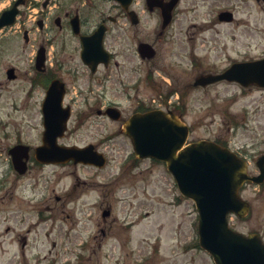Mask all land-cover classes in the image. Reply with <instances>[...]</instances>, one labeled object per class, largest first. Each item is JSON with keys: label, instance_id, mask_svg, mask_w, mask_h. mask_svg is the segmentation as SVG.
I'll list each match as a JSON object with an SVG mask.
<instances>
[{"label": "rangeland", "instance_id": "374dc122", "mask_svg": "<svg viewBox=\"0 0 264 264\" xmlns=\"http://www.w3.org/2000/svg\"><path fill=\"white\" fill-rule=\"evenodd\" d=\"M140 1V12H148ZM105 7L108 13L119 11L110 0ZM224 10L234 13L231 24L218 21ZM177 13L187 20L182 70L187 78L185 120L190 140L218 135L230 140L231 126V148L246 152L250 173L257 174L255 162L264 153V88L222 82L203 92L192 84L202 72H221L234 61L264 55V2L182 0ZM30 59L13 60L11 65L22 75L31 71ZM4 83L0 85V264H214L198 245L193 201L180 194L165 165L128 160L133 154L130 142L115 132L116 124L102 117L79 129L77 118H72L67 137L59 143L84 146L110 138L99 147L108 157L106 167L43 166L31 158L28 172L17 174L6 150L19 136L33 148L32 154L41 145L40 97L35 104L29 102L31 108L16 111L15 106L25 104L23 82ZM241 195L250 202L251 213L244 220L233 216L231 226L244 234L257 233L264 241V185H248ZM106 209L112 214L104 220ZM11 212L16 221L9 220ZM24 237L28 244L22 248Z\"/></svg>", "mask_w": 264, "mask_h": 264}, {"label": "flooded vegetation", "instance_id": "af4514ba", "mask_svg": "<svg viewBox=\"0 0 264 264\" xmlns=\"http://www.w3.org/2000/svg\"><path fill=\"white\" fill-rule=\"evenodd\" d=\"M18 1L21 4L17 7L14 22L7 25L6 19H2L3 13L11 10ZM106 1L109 0H0V85H5L7 81L23 82L25 104L20 108L15 106L16 111L31 108L29 102L35 104L40 97L37 105L43 126L42 104L46 91L53 81L59 80L64 85L63 108L71 112L69 126L72 118H77L76 129H79L86 123L89 125L90 120L96 121L102 117L116 124L115 132L132 145L130 138L122 132L133 115L155 110L173 112L182 117L187 115L188 87L182 70V59L186 57L187 50L182 34L187 28V20L177 13L182 0L170 13L168 23H165L162 8L156 5L151 8L150 0L143 2L148 11L145 13L138 9L140 0H132L126 9L115 2L119 9L117 13L107 12ZM151 1L160 3L170 0ZM234 1L238 4L264 2ZM149 12L155 13V16ZM84 38L87 40V49ZM145 45L151 49H143ZM150 51L154 53L151 58L147 54ZM26 56L31 58V71L26 69V73L21 75L18 67L11 63ZM85 60L92 66L96 63L95 72ZM249 60L247 58L244 61ZM10 70H13L12 74H9ZM210 73L216 72L201 74ZM216 85L218 83L197 89L208 92ZM229 106L231 108V95ZM3 130L6 132V128ZM67 135L68 132L64 138ZM42 137L43 131L41 142ZM229 138L218 135L215 138L207 137V140L231 148V126ZM109 140L105 138L99 143L86 145L92 144L95 150H99ZM17 146L28 144L19 136L6 150L12 166L11 150ZM28 147V160H35L34 152L31 153L33 148ZM238 154L251 160L245 152L240 151ZM128 159L139 161L133 155ZM9 220L16 221L15 215H11ZM102 233L107 235L104 229ZM27 244L28 238L24 237L22 248Z\"/></svg>", "mask_w": 264, "mask_h": 264}, {"label": "water", "instance_id": "95a60500", "mask_svg": "<svg viewBox=\"0 0 264 264\" xmlns=\"http://www.w3.org/2000/svg\"><path fill=\"white\" fill-rule=\"evenodd\" d=\"M117 1L123 6L131 2ZM178 2L171 0L163 6L165 22L169 21L170 13ZM16 14L15 6L13 10L5 12L3 18H9L8 23H12ZM220 18L230 21L232 15L223 13ZM223 79L237 81L244 86H264V60L234 64L221 75L200 76L195 85L206 86ZM63 93L60 82H54L47 92L43 104L44 145L37 148V159L42 163L74 160L103 167L105 159L93 152V146L79 149L57 145V138L64 135L70 117L69 110L62 108ZM125 132L132 139L139 158L166 162L181 193L195 201L199 212L200 245L212 255L216 264H264V245L260 238L253 234L244 236L233 232L228 223V216L232 212L240 217L248 214L250 205L240 198L239 189L246 181L264 182V156L257 163L261 174L250 178L245 161L215 143L200 141L182 150L189 129L173 113L136 115L126 125ZM11 153L15 168L25 173L27 164L23 159H28V148L16 147ZM103 215L106 217L109 212L105 211Z\"/></svg>", "mask_w": 264, "mask_h": 264}, {"label": "bare ground", "instance_id": "6f19581e", "mask_svg": "<svg viewBox=\"0 0 264 264\" xmlns=\"http://www.w3.org/2000/svg\"><path fill=\"white\" fill-rule=\"evenodd\" d=\"M13 215V214H12ZM12 249V248H11Z\"/></svg>", "mask_w": 264, "mask_h": 264}]
</instances>
